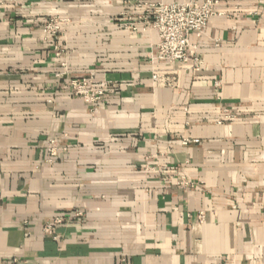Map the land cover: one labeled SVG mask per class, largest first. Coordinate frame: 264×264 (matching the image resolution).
I'll list each match as a JSON object with an SVG mask.
<instances>
[{
    "label": "crops",
    "instance_id": "0c3cea01",
    "mask_svg": "<svg viewBox=\"0 0 264 264\" xmlns=\"http://www.w3.org/2000/svg\"><path fill=\"white\" fill-rule=\"evenodd\" d=\"M155 1L0 0V264H264V0H217L197 71L121 27Z\"/></svg>",
    "mask_w": 264,
    "mask_h": 264
},
{
    "label": "built area",
    "instance_id": "2783aa9c",
    "mask_svg": "<svg viewBox=\"0 0 264 264\" xmlns=\"http://www.w3.org/2000/svg\"><path fill=\"white\" fill-rule=\"evenodd\" d=\"M217 0H186L182 2L165 3L156 0L143 4V11L133 15L123 12L119 18L120 25L125 30L147 32L155 31L158 36L156 44V56L159 61L166 62L170 66L185 65L190 70L197 71L201 66V59L196 44L190 41V36L200 37L206 30L210 19L216 14ZM1 7V4H0ZM68 20L58 16L49 17L42 26L44 40L58 42L62 37ZM57 56H61L63 49L57 44L54 46ZM155 79V76H153ZM68 87L72 95L80 99L88 106H96L102 103L106 97V89L110 84H104L100 88L94 87L91 77L70 78ZM230 119V116H225ZM183 146L198 144V140H182ZM60 150L54 140H50L45 163L52 164L58 157ZM184 188H192L190 182L179 183ZM76 213L75 216H79ZM203 222V216L198 217ZM68 216H56L50 223L43 227L45 235L54 236L57 226L64 224ZM55 239V237H53Z\"/></svg>",
    "mask_w": 264,
    "mask_h": 264
}]
</instances>
